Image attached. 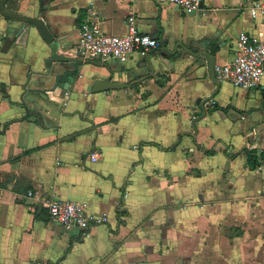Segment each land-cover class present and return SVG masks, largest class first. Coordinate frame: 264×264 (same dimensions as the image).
Instances as JSON below:
<instances>
[{
	"label": "crops",
	"instance_id": "0c3cea01",
	"mask_svg": "<svg viewBox=\"0 0 264 264\" xmlns=\"http://www.w3.org/2000/svg\"><path fill=\"white\" fill-rule=\"evenodd\" d=\"M251 1L186 13L168 0H97L104 32L123 34L133 15L161 42L120 63L77 51L89 0H6L24 17L38 8L63 58L0 13V264H264V76L216 87L201 54L227 64L240 32L264 38ZM96 79L129 85L93 92ZM50 198L106 221L65 229Z\"/></svg>",
	"mask_w": 264,
	"mask_h": 264
},
{
	"label": "built area",
	"instance_id": "2783aa9c",
	"mask_svg": "<svg viewBox=\"0 0 264 264\" xmlns=\"http://www.w3.org/2000/svg\"><path fill=\"white\" fill-rule=\"evenodd\" d=\"M89 0L86 6V20L79 26L77 51L85 58L101 60L115 59L120 63L128 60L133 52L146 56L149 51L158 49L161 42L148 34L142 33L136 26L133 15L126 18V31L123 34H109L101 29L95 2ZM178 5L184 12L199 9L200 0H168ZM248 9L252 17L261 16L264 23V0H252ZM234 57L227 64L214 66L218 80H226L243 89H253L264 76V38L258 34L240 32L235 39ZM95 159V153L91 154ZM48 216L65 229L80 227L88 229L93 224L106 221L105 215L88 212L86 202L47 200Z\"/></svg>",
	"mask_w": 264,
	"mask_h": 264
},
{
	"label": "water",
	"instance_id": "95a60500",
	"mask_svg": "<svg viewBox=\"0 0 264 264\" xmlns=\"http://www.w3.org/2000/svg\"><path fill=\"white\" fill-rule=\"evenodd\" d=\"M6 2V0H0V13L4 16L10 17V18H14V19H18V20H27L29 23L33 24L39 35L41 36V38L48 44L51 45L52 48V59L53 60H60L63 58L62 55L57 54V43L53 40V36L50 33V31L47 29L46 25L44 24V22L38 18V8L35 10L34 14L32 17H24L21 14H17V13H13V12H8L4 9V3ZM11 40H6L5 44H8ZM176 49V47L174 48V50ZM173 50V51H174ZM172 52V51H171ZM201 54L206 58L207 60V73H208V77L210 78V80H212V82L215 84L216 87H219V80L216 78L215 73H214V58L212 55H209L207 53H203L201 52ZM92 63L95 61L92 60ZM50 63V60L47 61V64ZM97 64H101L104 65V62L99 61L96 62ZM129 84L126 83H120L117 82L116 80H94L93 82V86H92V91L93 92H97V91H101L104 89H108V88H114V87H119V86H127ZM213 94H210V96L208 98H204L201 102V105H203V103L205 101H207ZM205 113V112H203ZM38 211H40V204H38ZM41 217H43L41 215ZM46 219V217H45Z\"/></svg>",
	"mask_w": 264,
	"mask_h": 264
},
{
	"label": "trees",
	"instance_id": "16d2710c",
	"mask_svg": "<svg viewBox=\"0 0 264 264\" xmlns=\"http://www.w3.org/2000/svg\"><path fill=\"white\" fill-rule=\"evenodd\" d=\"M247 156H248V161L250 160V162H251V159H254V155L251 152H247Z\"/></svg>",
	"mask_w": 264,
	"mask_h": 264
}]
</instances>
